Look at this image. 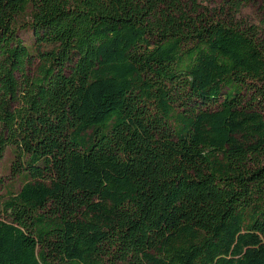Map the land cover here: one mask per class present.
<instances>
[{
  "label": "trees",
  "instance_id": "obj_1",
  "mask_svg": "<svg viewBox=\"0 0 264 264\" xmlns=\"http://www.w3.org/2000/svg\"><path fill=\"white\" fill-rule=\"evenodd\" d=\"M255 1L0 0V264H264Z\"/></svg>",
  "mask_w": 264,
  "mask_h": 264
},
{
  "label": "rangeland",
  "instance_id": "obj_2",
  "mask_svg": "<svg viewBox=\"0 0 264 264\" xmlns=\"http://www.w3.org/2000/svg\"><path fill=\"white\" fill-rule=\"evenodd\" d=\"M215 8L218 7L216 6ZM26 21V19H21V24ZM228 21H231L234 25L241 26L242 28L255 27V29L259 31L261 39H264V0H256L254 4H249L243 7L235 17L229 15ZM19 34L27 46L32 45V36L28 29H21ZM13 161L14 156L11 149L7 150L4 157L0 160L1 200L5 199L7 191L10 190L17 192L21 185L19 178L11 171Z\"/></svg>",
  "mask_w": 264,
  "mask_h": 264
}]
</instances>
